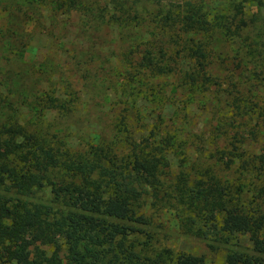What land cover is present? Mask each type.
<instances>
[{
    "label": "trees",
    "instance_id": "obj_1",
    "mask_svg": "<svg viewBox=\"0 0 264 264\" xmlns=\"http://www.w3.org/2000/svg\"><path fill=\"white\" fill-rule=\"evenodd\" d=\"M24 1L77 11L86 23L113 26L120 35L136 29L138 36H130L118 59L124 70L116 91L124 106L111 139L76 148L45 121L46 112L56 110L57 120L73 111L68 85V97L57 95L53 82L30 99L19 94L14 109L15 94L0 91V264H205L203 256L155 244L141 210L147 198L155 207H173L186 234L229 245L225 264H264V154L237 152L246 144L244 134H260L264 147V105L243 95L238 83L226 91L218 127L224 128L220 134L235 132L232 148L211 156L216 162L225 157L228 169L235 165L234 178H223L210 164L190 166L184 141L165 129L162 114L170 77L189 102L225 84L226 77L213 73L211 43L216 35L247 39L245 0H225L226 15L215 19L203 0ZM138 98L159 109L143 129L129 122L142 118ZM24 105L30 114L22 120ZM7 107L12 111L3 115ZM168 153L178 158L176 170ZM239 235L249 236L248 245L237 242Z\"/></svg>",
    "mask_w": 264,
    "mask_h": 264
},
{
    "label": "rangeland",
    "instance_id": "obj_2",
    "mask_svg": "<svg viewBox=\"0 0 264 264\" xmlns=\"http://www.w3.org/2000/svg\"><path fill=\"white\" fill-rule=\"evenodd\" d=\"M203 1L209 19L226 15L228 4L225 0ZM244 16L248 26L247 39L243 43L220 35H216L211 43L216 56L213 73L226 77L222 79L225 84L198 93L189 102L170 77L162 110L166 124L163 126L166 130H175L184 141L189 165L210 164L223 178L236 175L235 165L228 169L225 157L216 162V156H211L217 149L232 148L229 143L235 132L229 130V133L220 134L224 128L218 127L228 98L226 91L231 83H238L243 95L248 94L255 99L253 103L264 105V0H245ZM85 21L77 11H52L49 7L31 5L24 0H0V91L9 98L15 94L12 98L14 109L17 107L14 98L21 99L22 95L30 99L33 92L49 91L51 82L57 95L68 97L64 93L68 85L67 89L74 93L73 111L56 120L58 113L52 110L46 112L44 118L47 123L56 124L65 140L76 148L98 138L111 139L113 123L124 106L116 91L122 80L120 72L124 70L118 59L132 40L130 36H138L136 29L135 35L122 31L121 36L113 26H94ZM256 65L260 68L257 69ZM182 67L186 68L185 64ZM38 68L40 70H36ZM138 106L142 118L137 122L131 114L134 120L130 118L129 122L136 125L135 129H143L154 122L159 109H154L143 98H138ZM12 109L7 107L3 115ZM18 114L22 120L26 119L30 114L28 106L20 107ZM259 122L264 126L262 119ZM227 126L236 128L237 124ZM244 135L246 144L239 143L237 152L246 149L263 155L264 147L258 142L261 135L253 139ZM233 142L238 144L235 140ZM168 159L170 169L176 170L178 158L168 153ZM172 176L169 171L165 177L171 179ZM141 210L150 221L148 229L152 231L157 246L203 256L205 264H225L229 245L183 232L173 207H155L147 198ZM236 239L240 245H248L249 236L239 235Z\"/></svg>",
    "mask_w": 264,
    "mask_h": 264
}]
</instances>
